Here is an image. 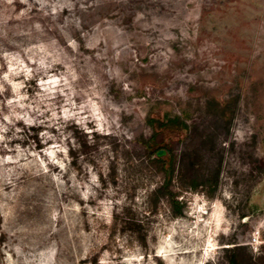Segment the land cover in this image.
<instances>
[{
    "label": "rangeland",
    "instance_id": "rangeland-1",
    "mask_svg": "<svg viewBox=\"0 0 264 264\" xmlns=\"http://www.w3.org/2000/svg\"><path fill=\"white\" fill-rule=\"evenodd\" d=\"M237 243L264 258V0H0V264Z\"/></svg>",
    "mask_w": 264,
    "mask_h": 264
},
{
    "label": "trees",
    "instance_id": "trees-1",
    "mask_svg": "<svg viewBox=\"0 0 264 264\" xmlns=\"http://www.w3.org/2000/svg\"><path fill=\"white\" fill-rule=\"evenodd\" d=\"M167 121L171 123V121H176V118L174 120L168 119ZM179 123L181 128L186 127L184 122ZM167 125L170 126L172 124L167 123ZM167 151V149L163 148L149 151L156 155L154 159L162 164L160 168L162 172V183L153 190V193L155 195L165 196L173 213L177 215L181 214V209L179 208L180 201L177 200V195L172 192L171 189L174 180V169L172 165V156L169 155ZM165 155H167V157ZM196 185V182H190L191 187H195ZM225 256L227 264H264V258L261 261L253 259L252 256L246 252L245 245L243 244L237 243L233 246L226 247Z\"/></svg>",
    "mask_w": 264,
    "mask_h": 264
},
{
    "label": "water",
    "instance_id": "water-1",
    "mask_svg": "<svg viewBox=\"0 0 264 264\" xmlns=\"http://www.w3.org/2000/svg\"><path fill=\"white\" fill-rule=\"evenodd\" d=\"M156 157V155H153V157L151 159H154Z\"/></svg>",
    "mask_w": 264,
    "mask_h": 264
},
{
    "label": "built area",
    "instance_id": "built-area-1",
    "mask_svg": "<svg viewBox=\"0 0 264 264\" xmlns=\"http://www.w3.org/2000/svg\"><path fill=\"white\" fill-rule=\"evenodd\" d=\"M253 240H256V238H253Z\"/></svg>",
    "mask_w": 264,
    "mask_h": 264
}]
</instances>
